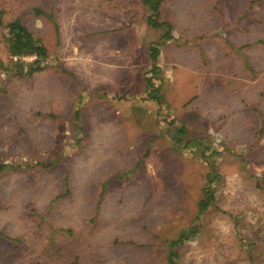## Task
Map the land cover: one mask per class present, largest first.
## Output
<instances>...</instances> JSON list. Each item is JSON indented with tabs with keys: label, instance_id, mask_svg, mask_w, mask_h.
<instances>
[{
	"label": "rangeland",
	"instance_id": "obj_1",
	"mask_svg": "<svg viewBox=\"0 0 264 264\" xmlns=\"http://www.w3.org/2000/svg\"><path fill=\"white\" fill-rule=\"evenodd\" d=\"M161 1L153 71L143 0H0L1 60L16 18L49 52L0 69V264H168L194 226L177 264H264V0Z\"/></svg>",
	"mask_w": 264,
	"mask_h": 264
},
{
	"label": "trees",
	"instance_id": "obj_2",
	"mask_svg": "<svg viewBox=\"0 0 264 264\" xmlns=\"http://www.w3.org/2000/svg\"><path fill=\"white\" fill-rule=\"evenodd\" d=\"M258 0H252L256 3ZM143 3L149 8L151 14L147 19V23L154 29L164 31V34L159 42L152 43L148 46L149 56L152 61L153 71L158 69V61L161 56L160 47L166 41L171 40V33L173 26L160 20L161 0H143ZM37 16H42L43 13L40 9H35ZM4 13L0 12V25L3 24ZM6 43L8 45L9 63L6 65L0 58V69L6 72L8 77H29L32 78L37 73L45 70V62L49 59V52L47 47L40 39H37L30 29L23 23L21 18H16L6 26ZM27 59H33L28 61ZM148 87L150 89V99L161 102L160 86L154 84L151 78L148 79ZM184 133V130H181ZM40 166L50 167V165ZM16 169L9 164L0 165V173L8 170ZM215 174L216 171H213ZM218 177V175H214ZM204 197L198 204L199 215H203L210 209L212 204L216 201L214 191L211 186L207 184L204 188ZM199 233V227L194 226L188 230L183 231L179 238L172 240L168 243L169 256L168 264H177L179 259L178 248L183 246L186 241L190 240L192 236Z\"/></svg>",
	"mask_w": 264,
	"mask_h": 264
}]
</instances>
